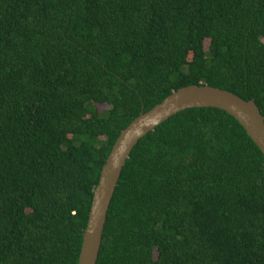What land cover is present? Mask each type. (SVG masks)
<instances>
[{
	"label": "trees",
	"instance_id": "trees-1",
	"mask_svg": "<svg viewBox=\"0 0 264 264\" xmlns=\"http://www.w3.org/2000/svg\"><path fill=\"white\" fill-rule=\"evenodd\" d=\"M189 84L264 122V0H0V264H77L116 136ZM95 264H264V157L232 116L185 108L135 142Z\"/></svg>",
	"mask_w": 264,
	"mask_h": 264
},
{
	"label": "water",
	"instance_id": "water-1",
	"mask_svg": "<svg viewBox=\"0 0 264 264\" xmlns=\"http://www.w3.org/2000/svg\"><path fill=\"white\" fill-rule=\"evenodd\" d=\"M190 107H214L232 116L264 157V122L255 103L205 84L178 87L120 130L100 167L81 235L77 264H95L107 207L121 168L135 142L172 114Z\"/></svg>",
	"mask_w": 264,
	"mask_h": 264
},
{
	"label": "rangeland",
	"instance_id": "rangeland-1",
	"mask_svg": "<svg viewBox=\"0 0 264 264\" xmlns=\"http://www.w3.org/2000/svg\"><path fill=\"white\" fill-rule=\"evenodd\" d=\"M96 108H97L96 110L101 111V110H103L104 106L103 105H97Z\"/></svg>",
	"mask_w": 264,
	"mask_h": 264
}]
</instances>
